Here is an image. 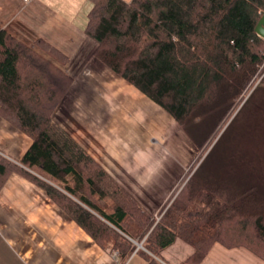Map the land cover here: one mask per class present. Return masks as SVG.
<instances>
[{
  "label": "trees",
  "instance_id": "trees-1",
  "mask_svg": "<svg viewBox=\"0 0 264 264\" xmlns=\"http://www.w3.org/2000/svg\"><path fill=\"white\" fill-rule=\"evenodd\" d=\"M90 1L84 32L95 58L173 117L197 149L264 72V39L255 32L264 0ZM35 45L66 60L42 39ZM71 82L0 28V115L31 139L18 163L0 155V188L11 173L31 179L119 264L134 252L156 264L176 239L193 249L181 264H199L215 243L264 260V196L255 185L202 161L157 218L149 215L52 121Z\"/></svg>",
  "mask_w": 264,
  "mask_h": 264
},
{
  "label": "crops",
  "instance_id": "crops-1",
  "mask_svg": "<svg viewBox=\"0 0 264 264\" xmlns=\"http://www.w3.org/2000/svg\"><path fill=\"white\" fill-rule=\"evenodd\" d=\"M91 7L90 0H0V28L42 55L44 53L35 45L37 39L46 41L65 55L64 62L47 56L52 64L72 78L67 92L52 113V121L99 163L143 210L156 216L169 200L174 190L172 187L179 182L176 171L162 177L164 172L158 174L140 166L145 161L144 156L130 160L124 154L116 155L121 169L117 168L118 164L110 167L109 161L114 159L113 154L119 151V146L103 141L104 137L98 135V126L89 123V106L79 108L75 105L74 94L83 91L88 96L91 88L89 85L86 87L85 83L99 81L97 73L107 71L109 77L117 78L122 82L121 85L125 84L120 76L94 56L96 43L84 32ZM100 86L102 91L110 92L107 83ZM134 92L132 90L134 96L141 94ZM94 94L97 95L93 92L88 97ZM78 109H85V112L77 113ZM132 110L134 113L140 111V118L145 116V109ZM114 112L117 113L115 109ZM100 114L93 115L92 112L91 115L96 119ZM107 114L105 111L102 118H108ZM134 130L138 132L135 127L131 129ZM30 144V137L0 115L2 157L17 163ZM142 151L145 152L144 149ZM171 165L173 169L177 166L176 163ZM192 252L190 245L176 239L158 257H154L156 264H181ZM119 263L113 253L100 247L62 211L42 187L19 173H11L7 177L0 188V264ZM125 264L155 263L134 252ZM199 264H264V260L245 248H226L215 243Z\"/></svg>",
  "mask_w": 264,
  "mask_h": 264
},
{
  "label": "rangeland",
  "instance_id": "rangeland-1",
  "mask_svg": "<svg viewBox=\"0 0 264 264\" xmlns=\"http://www.w3.org/2000/svg\"><path fill=\"white\" fill-rule=\"evenodd\" d=\"M43 56L47 57V54L44 53ZM108 74L107 71L97 73L99 81L94 83L90 80L85 83L86 87L89 85L91 88L88 96L95 92V97L93 95L89 98L83 91H79L74 94V101L76 107L89 106L93 115L102 113L96 119L89 113L87 116L91 117L90 124L98 126V135L104 137L103 141L117 143L119 146V151L113 154L114 159L109 161L110 167L118 164L116 155L124 154V157L131 158L130 160H138L144 156L145 161L140 163V166L146 170L151 169L154 173L164 172L162 177L175 170L179 182L172 187L174 190L166 203L175 197L176 187L180 190L202 161L203 168L208 166L211 169L219 165L216 169L221 177L234 178L244 186L255 185L264 196V86L261 84L264 72L258 75L251 88L237 99L235 108L227 116L216 136L201 149H197L187 138L173 117L147 100L146 96H141L144 94L123 78L120 77L125 84L121 85L120 80L111 78ZM104 83L108 84L110 92L101 90L103 88L100 85ZM125 85L128 86L125 88ZM132 90L133 93L136 91L141 94L134 96ZM129 109H145V116L140 118V111L134 113ZM105 111L108 118L103 119ZM84 112L85 109H78L77 113ZM132 126L138 132L131 131ZM172 163H176L175 169L172 168ZM117 168L122 167L118 164ZM232 222L228 224H236L235 220Z\"/></svg>",
  "mask_w": 264,
  "mask_h": 264
},
{
  "label": "water",
  "instance_id": "water-1",
  "mask_svg": "<svg viewBox=\"0 0 264 264\" xmlns=\"http://www.w3.org/2000/svg\"><path fill=\"white\" fill-rule=\"evenodd\" d=\"M255 32L258 36L264 39V14L259 18L256 26ZM141 245V243H139Z\"/></svg>",
  "mask_w": 264,
  "mask_h": 264
},
{
  "label": "built area",
  "instance_id": "built-area-1",
  "mask_svg": "<svg viewBox=\"0 0 264 264\" xmlns=\"http://www.w3.org/2000/svg\"><path fill=\"white\" fill-rule=\"evenodd\" d=\"M24 2H29L31 0H23ZM141 245H137V247H140ZM113 256L115 257L116 256V253H113Z\"/></svg>",
  "mask_w": 264,
  "mask_h": 264
}]
</instances>
